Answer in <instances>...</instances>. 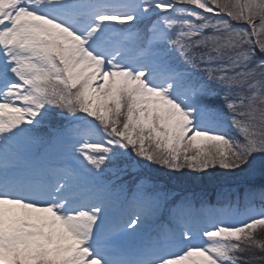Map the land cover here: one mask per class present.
<instances>
[{
  "label": "snow or ice",
  "instance_id": "6c2138e0",
  "mask_svg": "<svg viewBox=\"0 0 264 264\" xmlns=\"http://www.w3.org/2000/svg\"><path fill=\"white\" fill-rule=\"evenodd\" d=\"M261 234L264 0H0V264H264Z\"/></svg>",
  "mask_w": 264,
  "mask_h": 264
},
{
  "label": "rangeland",
  "instance_id": "374dc122",
  "mask_svg": "<svg viewBox=\"0 0 264 264\" xmlns=\"http://www.w3.org/2000/svg\"><path fill=\"white\" fill-rule=\"evenodd\" d=\"M177 174H178V177L180 179L182 177L183 178L185 177L184 178L185 179L184 182L189 181V178L191 176H193L192 175L193 173L189 172L188 170H184L182 173H177ZM224 174H226V171L225 170L218 169L212 175H214V176H217L218 175L219 176V175H224ZM153 176L158 179V182L159 183L164 184L166 188L174 189V190H177V191H181V190L191 191L190 189H188L186 187H183L182 185L176 183L174 181V179L172 178V172H168L166 169H162V168L158 169L156 172L153 173ZM129 177L130 176H126L125 179H127ZM195 177H196V174L194 173V177H191V178H193L196 181L202 180V179L198 180V178L195 179ZM205 177H204L205 179H208L209 178L208 176H205ZM201 178H203V177H201ZM257 178H259V176H256V177H253V178L245 177L243 180L246 181V179H247L251 183L252 180L255 181ZM206 181H208V180H206ZM203 182H205V181H203ZM240 184H242V183L241 182H235V183H231L229 186H223V185H221V186L216 187L215 188L216 190H208V188H200L201 190L199 189L200 190L199 192L206 191L207 194H208V196H209V198H214L215 193L218 190L222 189V188H228V189L234 188L235 190L242 191V188H238L240 186ZM195 188H197V187H195ZM199 192H197V193H199ZM260 238H264V234H261Z\"/></svg>",
  "mask_w": 264,
  "mask_h": 264
},
{
  "label": "trees",
  "instance_id": "16d2710c",
  "mask_svg": "<svg viewBox=\"0 0 264 264\" xmlns=\"http://www.w3.org/2000/svg\"><path fill=\"white\" fill-rule=\"evenodd\" d=\"M193 176L191 177H194V173L192 174ZM233 175V176H232ZM189 178V181L187 182H184L185 181V177L183 178H179L178 177V174L177 173H174L172 172V178L174 179V181L180 185H182L183 187H186L188 189H190L191 191L193 192H199L201 189L200 188H208V190H216L215 188L218 187V186H229L231 183H235V182H241L242 185H245V186H250V185H253V187H258V185H260L262 183V180L261 178H257L255 181L252 180L251 183L246 179V181H244L243 179L245 178L244 176L242 175H237V174H232V173H228L226 172V174L224 175H217V176H214L213 175V179H205L206 177L203 176V178H198V180L200 181H196L194 180L193 178ZM205 177V178H204ZM196 179V177H195ZM208 180V181H206ZM197 187V188H195ZM200 189V190H199Z\"/></svg>",
  "mask_w": 264,
  "mask_h": 264
}]
</instances>
